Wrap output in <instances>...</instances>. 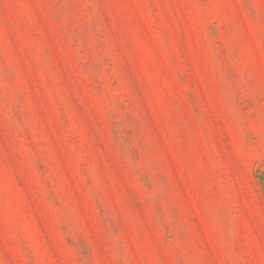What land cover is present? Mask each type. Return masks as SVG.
Listing matches in <instances>:
<instances>
[{
  "label": "rangeland",
  "instance_id": "obj_1",
  "mask_svg": "<svg viewBox=\"0 0 264 264\" xmlns=\"http://www.w3.org/2000/svg\"><path fill=\"white\" fill-rule=\"evenodd\" d=\"M0 264H264V0H0Z\"/></svg>",
  "mask_w": 264,
  "mask_h": 264
}]
</instances>
